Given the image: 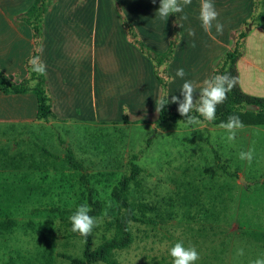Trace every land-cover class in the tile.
Instances as JSON below:
<instances>
[{
    "label": "rangeland",
    "instance_id": "obj_1",
    "mask_svg": "<svg viewBox=\"0 0 264 264\" xmlns=\"http://www.w3.org/2000/svg\"><path fill=\"white\" fill-rule=\"evenodd\" d=\"M32 2L0 0V14L5 8L13 18H24ZM200 3L192 0L176 14L179 38L171 60L165 63L170 73L168 99L180 97L185 80L196 85L194 98H198L203 81L235 45L241 90L264 96V31L253 12V0H213L218 21L224 25L222 35L215 27L211 34L203 30L198 18ZM158 7L159 0H49L38 48L47 66L43 76L48 95L52 102L56 100L54 110L61 114L75 110L77 118L73 127H40L39 145H21V135L0 128V264H75L71 259L83 258L84 240L70 231L72 214L63 220L48 210L55 206L76 210L87 203L82 172L67 165L65 146L85 166L90 185L106 210L113 203L112 186L129 173L131 162L141 167L138 183L130 185L129 199L152 207L146 210L152 220L130 224L131 244L113 252L118 264H172L168 249L178 241L196 247L200 254L196 264H252L264 258L261 116L243 112L245 127L231 143L221 123L215 121L205 122L198 130L185 127L182 121L159 123L158 81L152 69L139 67L147 60L152 65V61L132 44L147 60L140 56L136 72L133 57L130 74L121 59L125 55H119L124 52L121 19L126 16L146 46L161 52L168 48L172 24L169 17H159ZM110 25L113 30L118 27L121 35L111 33L102 45L106 34L102 32L111 31ZM190 29L194 36L188 35ZM216 46L218 56L204 69L206 65L199 62L205 50ZM81 51L88 52L92 62L103 61L109 69L119 70L106 76L108 90L103 100L99 97L101 77L96 74L94 82L88 79L80 67ZM180 68L186 73L183 79L175 76ZM63 82L68 89L65 100L59 87ZM121 92L136 95L117 101ZM168 106L177 111V104ZM41 145L54 156L41 151ZM250 148L254 149L251 165L239 159V153ZM109 218L108 212L96 217L92 247L112 236L105 226ZM240 249L242 256L237 255Z\"/></svg>",
    "mask_w": 264,
    "mask_h": 264
},
{
    "label": "trees",
    "instance_id": "obj_2",
    "mask_svg": "<svg viewBox=\"0 0 264 264\" xmlns=\"http://www.w3.org/2000/svg\"><path fill=\"white\" fill-rule=\"evenodd\" d=\"M49 0H33L32 4L28 7V16L23 19L30 26L32 32V43L30 55L25 59L24 66L26 69V76L20 79H15L13 75L6 74L0 68V91L4 94H18L32 92L36 97V119L48 121L55 117L52 110V101L48 95V89L44 76L37 77L35 74H30V66L28 64L29 59L32 56L39 55V43L42 37V23L43 17L48 9ZM253 12L256 13V19L259 25L262 26L264 31V0H253ZM169 20L172 24V35L169 40L168 48L164 51H155L152 48L146 46L140 39L134 26L125 18H122V25L126 31L127 37L130 41L137 45L140 52L150 58L153 65V73L156 80L160 93L159 99L166 93L168 81L170 79V73L165 66V63L171 60L172 48L175 46L179 38V24L176 14H170ZM239 52L237 45L232 50H227L222 58L221 64L218 68L214 69L211 77L217 74H224L225 72L230 73L233 77H236L238 83L236 87L227 94V99L223 104L217 106L216 119L217 123L226 122L229 116L236 115L241 121H245L243 118V112L257 113L262 119L259 122H264V96H253L243 92L240 88L238 71L236 68V61ZM37 79L38 83L34 88L30 87L31 81ZM255 105V110L247 109L246 105ZM196 115L195 112L191 113ZM159 123L165 121H184L178 111L171 109L168 104L164 106L161 112H158ZM122 118L125 119V115L122 114ZM202 119V118H201ZM63 143V142H61ZM43 152L47 155L54 156L45 147L40 146ZM65 157L67 165L75 170H80L81 181L84 183L86 188V199L87 203L91 208L89 215L94 218L102 215L104 212H108L110 217L105 226L107 230L112 231L113 234L110 237H104L102 242L96 247H92L90 235L87 237L86 242L84 240L83 258L82 259H71L75 264H92L95 262H102L106 264H118L116 259L113 257V252L116 250H122L128 247L132 241V235L130 232L131 223H149L152 219L146 217V210H152V207L141 201H131L129 199V190L131 183L137 182V176L141 171V167L136 162H131L130 171L128 174L121 176L118 182L112 186L110 191V198L112 200V206L106 210L104 202L97 197V191L90 185V179L87 175L86 168L83 163L74 155L73 150L69 146H65ZM133 159H136L134 155ZM49 211L56 213L61 219L64 220L68 214H73L74 209L60 208L58 206L51 207Z\"/></svg>",
    "mask_w": 264,
    "mask_h": 264
},
{
    "label": "crops",
    "instance_id": "obj_3",
    "mask_svg": "<svg viewBox=\"0 0 264 264\" xmlns=\"http://www.w3.org/2000/svg\"><path fill=\"white\" fill-rule=\"evenodd\" d=\"M131 20H133L132 21L133 23H136L134 19L131 18ZM12 21L16 22V24L12 25ZM129 22L131 23V21ZM121 24H122V19H121ZM132 25L134 26V24ZM110 27H111L110 29H112L111 31L104 30L102 32V33L106 32L105 37L104 38L102 37V40H101L102 45L106 39L110 38L111 33H113V35H117L119 32V34L121 35V31H119L118 27L116 28V30H113L111 25ZM135 27L136 26H134V28ZM122 29L125 35V36L123 35L125 38L122 39V44L124 45V52L119 53V55H125L124 58L121 57V59L123 63L125 64V67H127L130 70V74H131L133 72V62H134L133 57L135 58V65H136V72H137V70L139 69L137 62L139 63L140 56H142L141 55L142 53L141 54L139 53L140 50L138 49L136 45L135 46L137 47L139 52L138 50L134 51L133 49L134 44L127 37L126 31L124 30L123 25H122ZM32 45H33L32 32H31L30 26L25 22L23 18H19V19L15 17L13 18L11 13H9L7 9L3 8V12L0 14V68L6 74L13 75L15 79H20V78L25 77L27 72L24 66V61L30 55ZM87 47H91V45H87ZM205 51H206L204 52L205 55L204 57L201 58L199 63H201L200 66L206 65L204 69H207L208 67H211L212 65L211 63H213L214 58L218 56V49L216 46L213 48L211 47L209 50H205ZM79 55L83 57V61L80 64V67L84 70V73H86V76L88 77V79L90 80V78L92 77V81L94 82L96 80V74H99V76L101 77L99 78V83H100L99 97L100 99L103 100L108 90L106 76L108 74H118L119 73L118 68L111 70L109 69L108 65L104 63L103 61H98V63L96 61L92 62L91 61L92 59H90L88 52L83 53L81 51L79 52ZM12 60H15L14 61L15 65H13L14 63L13 64L11 63ZM119 64H120L118 65L119 67L122 66L121 62H119ZM139 67L140 68L144 67L146 68V71L150 70V72L152 69V72H153V65H151V63L148 60H147V63H142V65H139ZM210 73L211 71L209 72V75ZM102 81L104 82L101 84ZM59 87L61 89L62 99L65 100L67 96L66 92L68 89H66L64 82L59 83ZM132 95H136V94H132L131 92V95L128 96V92H121L120 96L117 98V101L125 102V99L133 98ZM93 96H95V93ZM53 101L54 102H52V110H53L55 117L49 119L48 121L37 120L36 119L37 106H36V97L34 93L26 92V93H18V94H4L0 91V128H1V131L2 132L6 131L9 134L14 133V134L21 135L19 136L20 138L23 139L20 142L21 145H39L41 132L43 130L42 129L41 132H39L40 127L44 125L48 126V128H56V129L61 128V127L68 128L70 125L73 127L74 124L76 123L74 119L77 118V116L75 115V110H70L68 114H61L54 110V105L56 103V100L54 99ZM122 109H123V106H122ZM89 114H90L89 112L85 113V115L90 116L91 114L90 115ZM94 114H97V113H94ZM103 115H106V113H104ZM41 151L43 150L41 149Z\"/></svg>",
    "mask_w": 264,
    "mask_h": 264
},
{
    "label": "clouds",
    "instance_id": "obj_4",
    "mask_svg": "<svg viewBox=\"0 0 264 264\" xmlns=\"http://www.w3.org/2000/svg\"><path fill=\"white\" fill-rule=\"evenodd\" d=\"M155 3V0H152ZM192 3V0H159V7L156 11L159 17L167 19L170 14L182 13L184 8ZM219 13L216 10L213 0H201L199 8V20L201 27L206 33L211 34L213 27L217 34H223L224 25L218 21ZM185 20L187 16L183 17ZM189 36H194V30H189ZM195 44L193 43V47ZM28 64L30 66V74H35L37 77L45 75L47 71L46 64L41 60L39 55L32 56ZM186 73L183 68L176 71L175 76L183 79ZM38 83L37 79L31 81L30 87L34 88ZM238 80L230 73L213 75L205 79L200 87L199 97L194 98L196 93V85L191 80H185L180 88V97L173 95L171 100L168 99V94L165 93L159 99V104L156 107L157 112H161L164 106L169 103L178 105V113L184 117V126L193 127V130H198L205 122H212L216 119L217 106L223 104L227 99V94L231 92L237 85ZM195 112L196 115L191 113ZM202 118V119H201ZM227 133L226 140L231 143L236 139L238 131L242 130L245 125L236 115L229 116L226 122L219 125ZM254 158V149L242 151L239 153V159L246 161L251 165ZM91 208L87 203L79 205L74 213L69 217L71 224L70 231L79 234L86 239L92 234L94 228L97 227V220L89 215ZM168 254L172 258V264H196L200 259V254L195 246L185 247L182 241L176 242L168 249ZM243 249L238 250L237 255H243ZM252 264H264V258H257Z\"/></svg>",
    "mask_w": 264,
    "mask_h": 264
},
{
    "label": "water",
    "instance_id": "obj_5",
    "mask_svg": "<svg viewBox=\"0 0 264 264\" xmlns=\"http://www.w3.org/2000/svg\"><path fill=\"white\" fill-rule=\"evenodd\" d=\"M246 107H247L248 109H252V110H255V109H256V106H255V105L247 104ZM241 181H243V180L241 179ZM243 183H245V182L243 181Z\"/></svg>",
    "mask_w": 264,
    "mask_h": 264
}]
</instances>
